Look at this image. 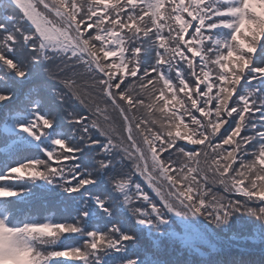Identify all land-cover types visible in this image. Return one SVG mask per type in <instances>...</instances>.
Here are the masks:
<instances>
[{
    "label": "snow or ice",
    "instance_id": "snow-or-ice-1",
    "mask_svg": "<svg viewBox=\"0 0 264 264\" xmlns=\"http://www.w3.org/2000/svg\"><path fill=\"white\" fill-rule=\"evenodd\" d=\"M0 107V264H264V0H0Z\"/></svg>",
    "mask_w": 264,
    "mask_h": 264
}]
</instances>
